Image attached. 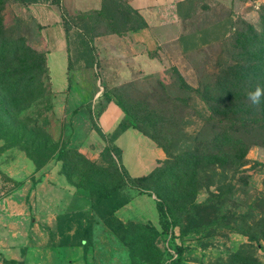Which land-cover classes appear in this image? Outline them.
Segmentation results:
<instances>
[{"label": "rangeland", "instance_id": "obj_1", "mask_svg": "<svg viewBox=\"0 0 264 264\" xmlns=\"http://www.w3.org/2000/svg\"><path fill=\"white\" fill-rule=\"evenodd\" d=\"M66 13L68 54H51L32 4L0 0V251L9 238L81 248L63 255L79 264H264V137L241 150L223 129L264 120V96L246 98L264 88V0H106L118 36ZM83 70L97 82L84 120L64 94ZM112 102L167 149L154 141L153 181L128 174L119 130L100 131Z\"/></svg>", "mask_w": 264, "mask_h": 264}, {"label": "crops", "instance_id": "obj_2", "mask_svg": "<svg viewBox=\"0 0 264 264\" xmlns=\"http://www.w3.org/2000/svg\"><path fill=\"white\" fill-rule=\"evenodd\" d=\"M106 0H62L61 5L52 3H37L32 4V10L42 25V36L46 47L51 54L67 55L69 50V42L67 30L63 20V11L70 13H94L97 11H105ZM139 34V33H137ZM135 34V35H137ZM114 35V34H113ZM121 35V34H115ZM94 74L87 70L70 71V82L65 91L71 92L70 109L77 111L83 118L90 108L96 104V95L93 92L97 89V82L94 80ZM77 94V97L75 95ZM79 95V96H78ZM92 109V108H91ZM98 126L100 131L106 135H114L120 130L122 122L125 119L123 109L115 102L110 103L104 110H99ZM82 125L89 126L88 123ZM114 145L120 150L121 160L129 175L135 178H140L150 175L158 166V163L165 158V152L151 138L145 135L139 129L128 127L119 132L114 139ZM13 199V198H12ZM154 221H159V212L157 205L154 207ZM122 210L119 211V214ZM3 228L0 227L2 232ZM6 234L13 233L9 228L4 229ZM2 236L0 237V241ZM7 241V249L4 252L5 259H15L22 264H79L78 260L74 262L67 259L63 255L69 253L74 256L81 252V248H73L68 251L63 248H47L32 246L30 244H22L21 246L12 247L9 238ZM4 244V242H0ZM5 246V245H4ZM25 250L24 257H15L18 255L19 249ZM16 249V250H14ZM51 253V254H50ZM1 254V253H0ZM53 256V258L48 256ZM67 259V260H66ZM0 264H5L0 259Z\"/></svg>", "mask_w": 264, "mask_h": 264}, {"label": "trees", "instance_id": "obj_3", "mask_svg": "<svg viewBox=\"0 0 264 264\" xmlns=\"http://www.w3.org/2000/svg\"><path fill=\"white\" fill-rule=\"evenodd\" d=\"M10 1L20 2V3L28 4V5L37 4V3H52V4L61 5V3H62V0H10ZM94 13L101 15V17L109 23V25L111 26V29H110V31L107 32L108 34H121L122 33L118 28L115 27L113 20L106 15L105 11L101 10V11H97ZM92 14L93 13H82L81 16L84 17V16H88V15H92ZM66 17H67V13H66V11H63L64 23L66 22ZM128 127L129 126L122 124L119 132L127 129ZM132 127L141 130V128H139L138 126H135V125H133ZM231 128H233V134L236 135V137L239 139V141H237V146H236L237 149L242 150L246 147L247 142H246L245 138H247V136H249V137L253 136V137H258V138L264 137V120H251L248 118L231 119L227 123H225V125L223 126V129L225 130L224 135H227L226 130L227 129L230 130ZM248 128H250V130H248ZM153 139L160 146H162L161 143H159V141L155 137H153ZM255 141H257V140H255ZM162 147H164V146H162ZM153 177H154V175L152 173L148 176L137 178V180L140 181L141 183H144L147 181H153ZM159 210L161 213L160 218H162L161 207L159 208Z\"/></svg>", "mask_w": 264, "mask_h": 264}, {"label": "clouds", "instance_id": "obj_4", "mask_svg": "<svg viewBox=\"0 0 264 264\" xmlns=\"http://www.w3.org/2000/svg\"><path fill=\"white\" fill-rule=\"evenodd\" d=\"M264 96V88H261L259 85L255 88L254 91H249L246 93L247 100L254 106L259 107L261 103V97Z\"/></svg>", "mask_w": 264, "mask_h": 264}]
</instances>
